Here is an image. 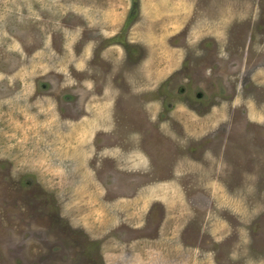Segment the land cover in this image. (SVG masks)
<instances>
[{
	"label": "rangeland",
	"instance_id": "1",
	"mask_svg": "<svg viewBox=\"0 0 264 264\" xmlns=\"http://www.w3.org/2000/svg\"><path fill=\"white\" fill-rule=\"evenodd\" d=\"M0 264H264V0H0Z\"/></svg>",
	"mask_w": 264,
	"mask_h": 264
},
{
	"label": "flooded vegetation",
	"instance_id": "2",
	"mask_svg": "<svg viewBox=\"0 0 264 264\" xmlns=\"http://www.w3.org/2000/svg\"><path fill=\"white\" fill-rule=\"evenodd\" d=\"M201 83L203 85H207V82L205 80H203ZM193 84L194 85L190 89L189 88V85H187V84H182L181 82L180 83H174L173 84V87L174 88H173L172 91H176V95L170 94L169 96L170 97L171 96H175L176 98H178V101L179 102L186 103L188 105V107L191 106V109L195 110V112H199L200 113V111H201L202 108L205 109V110H209V109L210 110H213V108L215 107V102L214 101L211 102V103H210V101H208L206 103L205 102H202L201 99L203 97L204 98L206 97V94L204 93L205 90H204V88H202L198 84H195V83H193ZM195 85L197 87H199L201 90H203L204 92L203 91L198 92V90L195 88L196 87ZM195 91H196V93H193ZM186 95L188 97H186ZM183 97L187 98V100H182L181 98H183ZM240 125H243V124H240ZM130 171H131V169H130ZM132 179L133 180H136V178H130V180H132ZM159 183H163V182H159ZM136 186H138V185H136ZM134 192H136V191H134ZM134 192H133V194H134ZM119 197H124V196H119ZM147 215L148 216L150 215V210H149V212H148ZM148 216H147V219H146V222H148V223H146V226H149V223H150V219L148 218ZM164 219H165V215H164V211L162 209V216L160 217V219H158V220L155 221V227H154L155 233H157L158 227L161 226V223H163ZM186 227L183 229V231H181V239H180L181 242H185L186 241V238H189L190 237V235L187 233ZM191 235H193V233H191ZM149 238H151L150 235H149ZM190 242H191V239H190Z\"/></svg>",
	"mask_w": 264,
	"mask_h": 264
},
{
	"label": "crops",
	"instance_id": "3",
	"mask_svg": "<svg viewBox=\"0 0 264 264\" xmlns=\"http://www.w3.org/2000/svg\"><path fill=\"white\" fill-rule=\"evenodd\" d=\"M158 186H166V184H164V185L158 184ZM158 186H157V187H158ZM135 197H139V193H134L133 196H132V198H130V200L132 201ZM124 201H125V200H119L117 203H122V204H124ZM131 201H130V202H131ZM111 208H113V207H111ZM148 212H149V210L147 211V214H148ZM147 216H148V215L143 216L144 218L142 217V218H143V219H142V220H143L142 228H145V226H146V224H145L144 222L146 221ZM160 227H161V226H160ZM160 227H158V231H159ZM158 231H157V233H158ZM143 239H145V238H143ZM147 239L150 240V239H152V238H147ZM131 250H132V247H130V252H131Z\"/></svg>",
	"mask_w": 264,
	"mask_h": 264
}]
</instances>
